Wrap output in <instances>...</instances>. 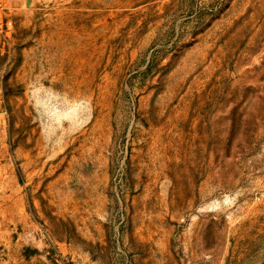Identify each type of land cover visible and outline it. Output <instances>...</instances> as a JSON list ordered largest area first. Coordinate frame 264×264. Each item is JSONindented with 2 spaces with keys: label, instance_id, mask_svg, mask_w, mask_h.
Returning a JSON list of instances; mask_svg holds the SVG:
<instances>
[{
  "label": "rangeland",
  "instance_id": "1",
  "mask_svg": "<svg viewBox=\"0 0 264 264\" xmlns=\"http://www.w3.org/2000/svg\"><path fill=\"white\" fill-rule=\"evenodd\" d=\"M0 264H264V0H12Z\"/></svg>",
  "mask_w": 264,
  "mask_h": 264
},
{
  "label": "built area",
  "instance_id": "2",
  "mask_svg": "<svg viewBox=\"0 0 264 264\" xmlns=\"http://www.w3.org/2000/svg\"><path fill=\"white\" fill-rule=\"evenodd\" d=\"M12 4V0H0V16H2Z\"/></svg>",
  "mask_w": 264,
  "mask_h": 264
}]
</instances>
